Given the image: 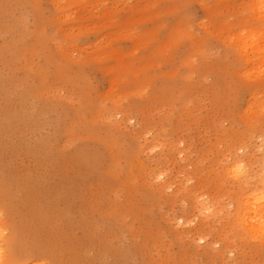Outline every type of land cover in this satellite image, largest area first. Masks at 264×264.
Wrapping results in <instances>:
<instances>
[{"label":"rangeland","instance_id":"1","mask_svg":"<svg viewBox=\"0 0 264 264\" xmlns=\"http://www.w3.org/2000/svg\"><path fill=\"white\" fill-rule=\"evenodd\" d=\"M4 1L3 233L42 264H264L234 214L242 192L264 194V0L260 20L254 0Z\"/></svg>","mask_w":264,"mask_h":264},{"label":"bare ground","instance_id":"2","mask_svg":"<svg viewBox=\"0 0 264 264\" xmlns=\"http://www.w3.org/2000/svg\"><path fill=\"white\" fill-rule=\"evenodd\" d=\"M6 1V0H5ZM4 1V2H5ZM28 1V0H27ZM261 1L262 0H254L252 3H253V6L255 7L256 6V8H257V11H258V9L260 10L261 9V11H259V13L257 12L256 14L259 16L258 18H259V20H260V17L262 18V16H260V14L263 12L262 11V9L263 8H261L262 6L264 7V5H263V3H262V6H261ZM251 3V4H252ZM3 4V3H2ZM8 4V3H7ZM0 5H1V2H0ZM28 5H30V4H28ZM4 6V5H3ZM31 6V5H30ZM6 8V7H5ZM256 8H254L255 10H256ZM7 10V9H6ZM16 10V9H15ZM261 12V13H260ZM264 13V12H263ZM20 14V13H19ZM257 17V16H256ZM264 17V16H263ZM12 19V18H11ZM33 19H34V17H33ZM55 19V18H54ZM7 21V20H6ZM9 22V21H8ZM27 22V21H26ZM36 23V22H35ZM47 23V22H46ZM45 23V21H44V24H46ZM37 24V23H36ZM35 24V25H36ZM220 24V23H219ZM9 25V24H8ZM28 27V26H27ZM24 29V28H23ZM41 29V28H40ZM29 30V29H28ZM10 31V30H9ZM254 35V34H253ZM41 36H43V35H41ZM40 36V37H41ZM248 36V35H247ZM245 36H243L241 39H243ZM254 37V36H253ZM42 38H44V37H42ZM249 38V37H248ZM262 39V41H264V35L262 34V35H260V36H258V41L260 40V39ZM240 38H238V40H241ZM246 39V38H245ZM244 39V40H245ZM255 38H253L252 40L253 41H255L254 40ZM256 39V40H257ZM45 40V39H44ZM246 40H248V39H246ZM249 40H251V35H250V39ZM46 41V40H45ZM31 42V41H30ZM37 42V41H36ZM240 42H242V41H240ZM240 42H238V43H240ZM250 42H252V41H250ZM249 42V43H250ZM261 42V41H260ZM246 44H248V41L247 42H245ZM253 43V42H252ZM258 43L259 42H257V43H255L254 42V44H253V46H254V50L257 48H255V44L256 45H258ZM263 43V42H262ZM261 43V44H262ZM31 44V43H30ZM32 44H33V42H32ZM57 45V44H56ZM240 45H242V44H240ZM249 45H251V43L249 44ZM260 45V44H259ZM258 45V46H259ZM41 46H43V45H40V47ZM244 46H245V44H244ZM253 46L250 48V46H248L250 49H252L253 50ZM23 47V46H22ZM22 47H20V49L22 48ZM50 47V46H49ZM240 47V46H239ZM247 47V48H248ZM263 47H264V45H263ZM262 46H260V47H258L256 50H257V52H260L261 50V48H262V51L264 50V48H263ZM249 48H248V50H249ZM17 49H19V48H17ZM22 49H24V48H22ZM29 49H30V47H29ZM31 49H32V47H31ZM58 49V48H57ZM61 49V48H60ZM241 50H242V48H240ZM243 49H244V47H243ZM25 50V49H24ZM34 50H35V48H34ZM63 50V49H62ZM255 50V51H256ZM21 51V50H20ZM23 51V50H22ZM33 51V50H32ZM42 51V50H41ZM59 51H61V50H59ZM261 51V52H262ZM27 52H28V50H27ZM29 52H31V50H29ZM243 52V51H242ZM245 52H246V54H247V51H244V55H245ZM252 52V51H251ZM250 52V53H251ZM260 52V53H261ZM42 53V52H41ZM43 53H44V51H43ZM42 53V54H43ZM55 53V52H54ZM259 53V55L260 56H263L262 54H260ZM264 53V52H263ZM28 54V53H27ZM26 54V55H27ZM252 54V53H251ZM8 55V54H7ZM24 55V54H23ZM25 55V56H26ZM248 55V54H247ZM252 55H258V53L257 54H252ZM30 56H32V55H30ZM42 56V55H41ZM50 56V55H49ZM58 56V55H57ZM255 56V57H256ZM259 56V57H260ZM18 57V56H17ZM60 57V56H59ZM259 57H257L258 59H260L261 60V62H262V60H263V58L261 59V57L259 58ZM245 58V57H244ZM243 58V59H244ZM248 58V57H247ZM24 59H26V58H24ZM242 59V60H243ZM33 60V59H32ZM31 60V61H32ZM45 60V59H44ZM259 60V61H260ZM23 61V60H22ZM63 61V60H62ZM246 61V60H245ZM29 62V61H28ZM21 63V62H20ZM33 63V62H32ZM244 63V62H243ZM27 64V63H26ZM40 64V63H39ZM245 64V63H244ZM243 64V65H244ZM248 64V63H247ZM246 64V65H247ZM259 64H260V62H259ZM264 63H262L261 65H263ZM57 65H58V63H57ZM261 65H259V66H261ZM31 66V65H30ZM264 67V66H263ZM260 67H258V69H259ZM29 69V68H28ZM32 69V68H31ZM254 69H257V67H255ZM40 70V69H39ZM251 70V69H250ZM247 71V70H246ZM259 71H260V69H259ZM259 71L257 72V73H259ZM263 71V70H262ZM38 72V71H37ZM44 72V71H43ZM43 72L41 73V74H43ZM46 72V71H45ZM44 72V73H45ZM245 72V71H244ZM248 72H249V70H248ZM247 72V73H248ZM52 73V72H51ZM61 73V72H60ZM59 73V74H60ZM253 74L252 75H254V72H252ZM256 73V74H257ZM31 74V73H30ZM37 74V73H36ZM243 74V73H242ZM251 74V73H250ZM263 74H264V72H263ZM263 74H261V75H263ZM48 75V74H47ZM41 76V75H40ZM58 76H60V75H58ZM245 76L247 77V75L245 74ZM244 76V77H245ZM256 76V75H255ZM262 77V76H261ZM264 77V76H263ZM22 78V77H21ZM257 78V77H256ZM256 78H252V79H256ZM258 78H259V76H258ZM66 79V78H65ZM246 79V78H245ZM251 79V78H250ZM260 80H261V78H260ZM259 80V81H260ZM255 81V80H254ZM24 82V81H23ZM34 82V81H33ZM53 82V81H52ZM259 83H261V82H259ZM249 85V84H248ZM256 85H258V84H256ZM256 85L254 84V85H252L253 86V88H254V86L256 87ZM262 85V84H261ZM248 87V86H247ZM264 87V86H263ZM262 88V87H261ZM34 89V88H33ZM251 89H252V87H251ZM258 89V88H257ZM256 89V90H257ZM259 89H260V87H259ZM263 89V88H262ZM72 90V89H71ZM46 91V90H45ZM249 91H250V88H249ZM258 91V90H257ZM254 93H255V91H253ZM259 92V91H258ZM254 93H252V94H254ZM39 95V94H38ZM261 95V94H260ZM43 96H45L44 94H43ZM257 96V95H256ZM255 96V97H256ZM258 97V96H257ZM256 97V98H257ZM111 99V98H110ZM255 99V98H254ZM258 99V98H257ZM113 100V99H112ZM248 101V100H247ZM100 102V101H99ZM100 104V103H99ZM252 104V103H251ZM255 104V103H254ZM253 104V105H254ZM120 104H118V106H119ZM257 105V104H256ZM24 106V105H23ZM84 107V106H83ZM113 107V106H112ZM257 111H258V109H257ZM6 112V111H5ZM29 112V111H28ZM259 112V111H258ZM9 113H11V112H9ZM17 113V112H16ZM254 113H255V111H254ZM1 114V113H0ZM25 114V113H24ZM34 114V113H33ZM94 114V113H93ZM120 114H123V113H120ZM7 115V114H6ZM10 115V114H9ZM116 115V114H115ZM12 116V115H11ZM33 116V115H32ZM31 117V116H30ZM108 117V116H107ZM2 118V117H1ZM1 118H0V120H1ZM25 118V117H24ZM27 118V117H26ZM25 118V119H26ZM4 119V118H3ZM3 119H2V121H3ZM7 119V118H6ZM97 119V118H96ZM250 119H252V118H250ZM255 121H257L256 119H254ZM7 120H5V122H6ZM29 121V120H28ZM10 122V121H9ZM12 123H13V121H11ZM25 122V121H24ZM256 123V122H255ZM4 124V123H3ZM9 125H10V123H9ZM8 126V125H7ZM1 127H2V124H1ZM253 127V126H252ZM264 127V126H263ZM261 128H262V126H261ZM147 129H149V128H147ZM254 129H256V128H254ZM152 130V129H151ZM256 130H259V127H258V129H256ZM132 131V130H131ZM252 131V130H251ZM261 131H263L264 132V130H261ZM7 132H9V131H7ZM246 132V131H245ZM260 132V131H259ZM249 133H251V132H249ZM245 134V133H244ZM173 135V134H172ZM251 135V134H250ZM160 136V135H159ZM246 136V135H245ZM247 136H249V135H247ZM92 137V136H91ZM133 137V136H132ZM158 137V136H157ZM165 138H166V136H165ZM170 139V138H169ZM156 141V140H155ZM159 141V140H158ZM167 141V140H166ZM172 141H174V140H172ZM71 142V141H70ZM143 142V141H142ZM160 142V141H159ZM168 142V141H167ZM177 142V141H176ZM176 142H175V144H176ZM165 143V142H164ZM242 143V142H241ZM156 144H158V143H156ZM161 144V143H160ZM174 144V143H173ZM186 144V143H185ZM188 144V143H187ZM239 144V143H238ZM244 144V143H243ZM246 144V143H245ZM252 144H254V143H252ZM171 145H172V143H171ZM190 145V144H189ZM226 145V144H225ZM232 145H234L235 146V144L233 143ZM264 145V143L262 144V146ZM138 146H140V145H138ZM143 146V145H142ZM239 146V145H238ZM244 146V145H243ZM257 146V145H256ZM75 147V146H74ZM233 147V146H232ZM241 147V146H240ZM172 148H173V146H172ZM258 148V147H257ZM236 149V148H235ZM260 149V148H259ZM109 150V149H108ZM171 150V149H170ZM254 150V149H253ZM138 151V150H137ZM171 151H173V150H171ZM230 151V150H229ZM233 151V150H232ZM234 151H236V150H234ZM238 151V150H237ZM261 151H262V149H261ZM206 152H208V150L206 151ZM226 152V151H225ZM225 152H222V153H225ZM227 153H229L228 151H227ZM237 153V152H236ZM235 153V154H236ZM234 154V153H233ZM262 154V153H261ZM111 155V154H110ZM207 155V154H206ZM224 155V154H223ZM139 156V155H138ZM227 156V155H226ZM250 156V155H249ZM253 156V155H252ZM136 157V156H135ZM202 157V156H201ZM201 157H199V158H201ZM203 157H205V156H203ZM229 157V156H228ZM248 158V157H247ZM246 158V159H247ZM232 159V158H231ZM236 159V158H235ZM235 159H234V161H235ZM240 159H242V158H240ZM250 159V158H249ZM200 160V159H199ZM198 160V161H199ZM203 160V159H202ZM261 160V159H260ZM259 160V162H258V165L257 166H261V169H260V171L256 174V177L254 178V179H256V178H258V183L261 185H264V154H263V157H262V160L260 161ZM226 161H228V159L226 160ZM233 161V162H234ZM238 161H240V160H238ZM243 161V160H242ZM244 161H245V159H244ZM243 161V162H244ZM247 161H248V159H247ZM114 162V161H113ZM200 162V161H199ZM231 162V161H230ZM246 162V161H245ZM248 162H250V161H248ZM128 163V162H127ZM193 163H195V162H192V164ZM201 163H202V161H201ZM118 164V163H117ZM139 164V163H138ZM230 164V163H229ZM232 165H233V163H231ZM230 164V165H231ZM236 164V163H235ZM234 164V165H235ZM238 164H239V162H238ZM237 164V165H238ZM243 164V163H242ZM245 164V163H244ZM250 164V163H249ZM194 165V164H193ZM161 166V165H160ZM226 166H228V164L226 165ZM247 166V165H246ZM195 167V166H194ZM232 166H230V168L229 169H232L231 168ZM242 167V166H241ZM256 167V166H255ZM254 167V168H255ZM205 168V167H204ZM223 168H225V167H223ZM234 169H233V171H236L237 173L239 172V170H240V166L238 167V166H234L233 167ZM259 168V167H258ZM127 170V169H126ZM129 170H130V168H129ZM195 170H196V168H195ZM207 170V169H206ZM242 170V169H241ZM245 170H247V169H245ZM254 170V169H253ZM143 171V170H142ZM250 171V170H249ZM3 172V171H2ZM131 172V171H130ZM166 172V171H165ZM226 172H227V170H226ZM244 172V171H243ZM246 172V171H245ZM245 172L243 173V174H245ZM198 173V172H197ZM201 173H203V172H201ZM239 173H242V172H239ZM253 173H255L254 171H253ZM4 174V173H3ZM130 174V173H129ZM161 174V173H160ZM160 174H158V176H155V177H159V176H161ZM230 174V173H229ZM231 174H232V171H231ZM234 174H235V172L232 174L233 176H234ZM243 174H242V176H243ZM247 174V173H246ZM231 175V176H232ZM238 174H236V176H237ZM252 175V174H251ZM149 175L147 174V177H148ZM154 176V175H153ZM163 176V175H162ZM190 176V175H189ZM235 176V177H236ZM242 176H240V177H242ZM245 176V175H244ZM255 176V175H254ZM115 177V176H114ZM121 177V176H120ZM150 177H151V175H150ZM167 177V176H166ZM239 177V178H240ZM133 178V177H132ZM156 178V179H157ZM234 178V177H233ZM239 178H238V181H240L239 180ZM245 178V177H244ZM246 178H247V176H246ZM200 179V178H199ZM248 179H250V178H248ZM253 179V180H254ZM28 180H30V179H28ZM33 180V179H32ZM145 180H146V178H145ZM150 180V179H149ZM161 180V179H160ZM174 180V179H173ZM210 180V179H209ZM233 180V179H232ZM246 180V179H245ZM6 181V180H5ZM202 181V180H201ZM242 181V180H241ZM30 182V181H29ZM246 182H248V181H246ZM252 182V181H251ZM250 182V183H251ZM256 182V181H255ZM255 182H254V184H255ZM1 183V182H0ZM32 183V182H31ZM35 183V182H34ZM33 183V184H34ZM156 183V182H155ZM233 183V182H232ZM3 184V183H2ZM131 184V183H130ZM188 184V183H187ZM235 183H233V185H234ZM242 184V183H241ZM5 185V184H4ZM17 185H18V183H17ZM27 185V184H26ZM182 185V184H181ZM201 185V184H200ZM203 185V184H202ZM229 185H232V184H229ZM22 186V185H21ZM28 186H29V184H28ZM31 186H34V185H31ZM158 186V185H157ZM206 186H207V184H206ZM255 186V185H254ZM30 187V186H29ZM212 187V186H211ZM256 187H257V185H256ZM24 188V187H23ZM31 188V187H30ZM33 188V187H32ZM31 188V189H32ZM164 188V187H163ZM163 188H162V190H163ZM200 188V187H199ZM238 188H239V186H238ZM253 188V187H252ZM252 188H250V189H252ZM262 188V187H261ZM264 188V187H263ZM15 189H17V188H15ZM20 189H21V187H20ZM26 189H29V188H26ZM30 189V190H31ZM194 189V188H193ZM209 189V188H208ZM232 189V188H231ZM4 190H6V189H3V187H2V185L0 184V264H42L41 263V259L39 260V262H38V260H36L37 258H39V257H41V256H43L46 252H44V254L42 253L43 252V250H41V249H37V248H31V247H29V245L27 246V243L25 244V242H27V241H23V240H19V236H21V235H18L19 234V232H16V230L13 228V226L11 225V227L8 225V227H9V233L8 234H4L3 233V231H4V229H5V225L3 224V222H2V212H3V205H4V203H7V202H5V201H9L10 202V200H7V192L6 191H4ZM7 190H8V188H7ZM161 190V189H160ZM190 190V189H189ZM195 190V189H194ZM201 191H202V189H200ZM235 190V189H234ZM241 190H243V188L242 189H240L238 192H240ZM248 190V189H247ZM259 190H260V187H259ZM20 191V190H19ZM157 191H158V189H157ZM164 191V190H163ZM264 191V190H263ZM9 192V191H8ZM180 192V191H179ZM197 192V191H196ZM242 192V191H241ZM13 193H14V191H13ZM19 193H21V191L19 192ZM23 193V192H22ZM227 193H228V191H227ZM261 193V191H258V188L257 189H254V190H251V191H249L248 193H246L245 191L244 192H242L238 197H236V199H235V211H234V214H235V221H237V223L240 225V226H242V228L243 229H241V228H238V230H236V231H240V232H236V235H239L240 233H241V231L243 230H245V232L247 233V234H249V236H251L254 240H256L258 243H257V246H259V248L260 247H263L264 248V194H259ZM184 194V193H183ZM197 194H199V193H197ZM207 194H209V193H207ZM211 194V193H210ZM16 195V194H15ZM21 195V194H20ZM25 195H26V192H25ZM28 195V194H27ZM172 195V194H171ZM180 195H182V194H180ZM194 195V194H193ZM228 195V194H227ZM23 196V195H22ZM29 196V195H28ZM222 196V195H221ZM25 197H27V196H25ZM185 197V196H184ZM191 197V196H190ZM189 197V198H190ZM209 197V196H208ZM230 197V196H229ZM18 198V197H17ZM30 198V197H29ZM182 198V197H181ZM202 198V197H201ZM210 198V197H209ZM214 198H215V196H214ZM213 198V199H214ZM11 199V198H10ZM15 199V198H14ZM14 199H12L13 201H14ZM163 199V198H162ZM193 199V198H192ZM191 199V200H192ZM211 199V198H210ZM218 198H216V200H217ZM17 200V199H16ZM24 200V199H23ZM22 200V201H23ZM195 201H196V199H194ZM215 200V199H214ZM213 200V201H214ZM18 201H20V200H18ZM169 201V200H168ZM208 201H209V199H208ZM212 201V202H213ZM219 201H221V200H219ZM132 202V201H131ZM194 202V201H193ZM202 202H204V200H202ZM19 203V202H18ZM17 203V204H18ZM218 203V202H217ZM228 203V202H227ZM11 204V203H10ZM16 203H15V201H14V205H15ZM191 204V203H190ZM206 204V203H205ZM216 204V203H215ZM6 205V204H5ZM193 206H194V204H192ZM209 205H211V204H209ZM222 205H224V204H222ZM226 205V204H225ZM3 206V207H2ZM16 206V205H15ZM168 206V205H167ZM199 206V205H198ZM217 206V205H216ZM219 206H220V203H219ZM147 207V206H146ZM232 207V206H231ZM12 208H13V206H12ZM180 208V207H179ZM195 208V207H194ZM142 209V208H141ZM151 209V208H150ZM184 209V208H183ZM197 209V208H196ZM199 209V208H198ZM204 209H206V210H208L209 209V206L208 207H206L205 206V208ZM221 209H224L223 207L221 208ZM160 210V209H159ZM192 210H193V207H192ZM234 210V209H233ZM134 211V210H133ZM182 211V210H181ZM199 211V210H198ZM213 211V210H212ZM106 212V211H105ZM203 212H205V210H203ZM206 212H208V213H212V212H210L209 210L208 211H206ZM217 212V211H216ZM227 213H228V211H226ZM226 212H225V214H226ZM230 212H231V210H230ZM135 213V212H134ZM198 213H202V211L201 212H198ZM213 213H215V212H213ZM223 213H224V211H223ZM138 214V213H137ZM224 214V215H225ZM233 214V213H232ZM199 215V214H198ZM206 215H208V214H206ZM211 215V214H210ZM214 215V214H213ZM217 215V214H216ZM173 216V215H172ZM180 216V215H179ZM182 216H184V215H182ZM181 216V217H182ZM203 216V215H202ZM123 217V216H122ZM163 217V216H162ZM206 217V216H205ZM48 218V217H47ZM50 218V217H49ZM184 218V217H183ZM212 218V217H211ZM137 219V218H136ZM167 219V218H166ZM174 219V218H173ZM185 219V218H184ZM183 219V220H184ZM209 218H207V220H208ZM19 220V219H18ZM30 220V219H29ZM46 220H48V219H46ZM206 220V219H205ZM19 221H21V220H19ZM18 221V223H20ZM26 221V220H25ZM31 221H33V220H31ZM202 221H203V219H202ZM218 221V220H217ZM22 222V221H21ZM30 222V221H29ZM129 222V221H128ZM133 222H134V220H133ZM170 222V221H169ZM175 222V221H174ZM32 223V222H31ZM34 223V222H33ZM203 223V222H202ZM209 223V222H208ZM14 224H16V223H14ZM13 224V225H14ZM24 224V223H23ZM26 224H28V223H26ZM25 224V225H26ZM206 224V223H205ZM236 224V223H235ZM29 225V224H28ZM34 225H36V224H33V226ZM183 225V224H182ZM204 225V224H203ZM228 225V224H227ZM32 226V227H33ZM176 226V225H175ZM205 226V225H204ZM203 226V227H204ZM226 226V225H225ZM224 226V227H225ZM19 227V226H18ZM25 227V226H24ZM27 227V226H26ZM29 227V226H28ZM40 227V226H39ZM22 228V227H21ZM36 227L34 226V229H35ZM212 228V227H211ZM228 228V227H227ZM226 228V229H227ZM237 228V227H236ZM176 229V228H175ZM225 229V228H224ZM225 229V230H226ZM32 230H33V228H32ZM38 230H39V228H38ZM126 230V229H125ZM202 230V229H201ZM201 230H198V231H201ZM229 230V229H228ZM232 230H234V229H232ZM27 231V230H26ZM36 231V230H35ZM35 231H32V232H35ZM160 231V230H159ZM168 231V230H167ZM208 231V230H207ZM224 231V230H223ZM24 232V231H23ZM23 232H22V234H23ZM29 232V231H28ZM27 232V233H28ZM226 232V231H225ZM228 232H230V231H228ZM204 233V232H203ZM206 233V232H205ZM220 233V232H219ZM222 233V232H221ZM227 233V232H226ZM29 234V233H28ZM27 234V235H28ZM31 234V233H30ZM29 234V235H30ZM179 234V233H178ZM199 234V233H198ZM202 234V233H201ZM210 234V233H209ZM213 234H215V233H213ZM26 235V234H25ZM113 235V234H112ZM116 235V234H115ZM217 235V234H216ZM124 236V235H123ZM146 236V235H145ZM19 237V238H18ZM176 237H178V236H176ZM217 237V236H216ZM232 237H234V234H232ZM242 237V236H241ZM22 238V237H21ZM26 238V237H25ZM28 238H30V237H28ZM32 238V237H31ZM37 238V237H36ZM114 238V237H113ZM138 238V237H137ZM154 238V237H153ZM33 239H35V238H33ZM136 239V238H135ZM142 239V238H141ZM214 239V238H213ZM233 239V238H232ZM238 239V238H237ZM26 240H28V239H26ZM36 240H39V239H36ZM167 240V239H166ZM175 240H176V238H175ZM188 240V239H187ZM212 240V239H211ZM220 240H223V239H221L220 238ZM230 240H231V237H230ZM35 241V240H34ZM152 241V240H151ZM201 241V240H200ZM205 241H206V239H205ZM215 241H217V240H215ZM214 241V242H215ZM232 241V240H231ZM236 241V240H235ZM30 242V241H29ZM147 242V241H146ZM186 242V241H185ZM208 242V241H207ZM210 242V241H209ZM212 242V241H211ZM220 242V241H219ZM223 242H224V244H226L225 242H226V238H225V240H223ZM24 245H23V244ZM143 243V242H142ZM231 243V242H230ZM29 244V243H28ZM34 244V243H33ZM36 244V243H35ZM37 244H40V243H37ZM42 244V243H41ZM40 244V245H41ZM45 244V243H44ZM139 244H140V242H139ZM206 244V243H205ZM19 245H23L22 247L23 248H21V249H19L18 248V246ZM142 245V244H141ZM153 245V244H152ZM245 244H243V246H244ZM34 246H36V245H34ZM48 246V245H47ZM219 246H221L220 244H219ZM226 246V245H225ZM250 246V245H249ZM33 247V246H32ZM39 247V246H38ZM42 247H43V245H42ZM49 247V246H48ZM172 247V246H171ZM185 247V246H184ZM210 247H211V245H210ZM224 247V246H223ZM234 247V246H233ZM238 247V246H237ZM251 247H253V245L251 246ZM47 248V247H46ZM54 248V247H53ZM52 248V249H53ZM230 248V247H229ZM48 249H50V248H48ZM232 249V248H231ZM235 249V248H234ZM257 249H258V247H257ZM256 249V250H257ZM51 250V249H50ZM222 250H223V248H222ZM227 250H228V248H227ZM259 250V249H258ZM46 251V250H45ZM220 251V250H219ZM219 251H217V252H219ZM54 252V251H53ZM228 252V251H227ZM226 252V253H227ZM165 253V252H164ZM183 253V252H182ZM242 253V252H241ZM50 254V253H49ZM59 254V253H58ZM149 254V253H148ZM156 254V253H155ZM180 254V253H179ZM218 254H220V253H218ZM230 254V253H229ZM51 255V254H50ZM54 255V254H53ZM60 255V254H59ZM208 255V254H207ZM238 255H240V254H238ZM45 256V255H44ZM48 256V255H47ZM55 256V255H54ZM58 256V255H57ZM163 256V255H162ZM237 256V255H236ZM46 258V257H45ZM58 258V257H57ZM147 258V257H146ZM158 258H160V257H158ZM231 258V257H230ZM47 259V258H46ZM54 259V258H53ZM56 259V258H55ZM74 259V258H73ZM144 259V258H143ZM153 259V258H152ZM174 259V258H173ZM233 259V258H232ZM220 260V259H219ZM42 261H44V259H42ZM170 261V260H169ZM63 262V261H62ZM165 262V261H164ZM209 262V261H208ZM261 262V261H260ZM45 263V262H44ZM52 263V262H51ZM59 263V262H58ZM53 264V263H52ZM259 264V263H258Z\"/></svg>","mask_w":264,"mask_h":264}]
</instances>
